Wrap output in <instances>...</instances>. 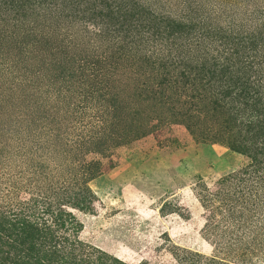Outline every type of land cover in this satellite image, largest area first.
Masks as SVG:
<instances>
[{
    "label": "trees",
    "instance_id": "16d2710c",
    "mask_svg": "<svg viewBox=\"0 0 264 264\" xmlns=\"http://www.w3.org/2000/svg\"><path fill=\"white\" fill-rule=\"evenodd\" d=\"M162 125L245 161L198 180L214 254L174 264L264 260V0H0V264H127L81 216L104 160Z\"/></svg>",
    "mask_w": 264,
    "mask_h": 264
},
{
    "label": "rangeland",
    "instance_id": "374dc122",
    "mask_svg": "<svg viewBox=\"0 0 264 264\" xmlns=\"http://www.w3.org/2000/svg\"><path fill=\"white\" fill-rule=\"evenodd\" d=\"M117 79L115 87L131 97V71ZM104 163L103 175L91 184L99 201L93 214L81 216L84 241L127 264H174L172 245L214 254L194 187L199 179L211 183L241 168L240 155L196 142L182 125H162L115 149Z\"/></svg>",
    "mask_w": 264,
    "mask_h": 264
}]
</instances>
